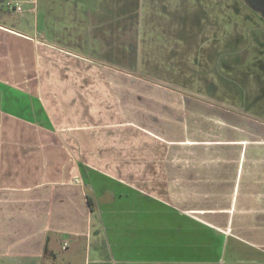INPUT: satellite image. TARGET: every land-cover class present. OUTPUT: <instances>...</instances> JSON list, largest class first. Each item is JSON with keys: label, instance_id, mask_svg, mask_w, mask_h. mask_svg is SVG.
Returning a JSON list of instances; mask_svg holds the SVG:
<instances>
[{"label": "crops", "instance_id": "obj_1", "mask_svg": "<svg viewBox=\"0 0 264 264\" xmlns=\"http://www.w3.org/2000/svg\"><path fill=\"white\" fill-rule=\"evenodd\" d=\"M42 1L0 0V264H264V123L113 63L102 0L54 36Z\"/></svg>", "mask_w": 264, "mask_h": 264}, {"label": "rangeland", "instance_id": "obj_2", "mask_svg": "<svg viewBox=\"0 0 264 264\" xmlns=\"http://www.w3.org/2000/svg\"><path fill=\"white\" fill-rule=\"evenodd\" d=\"M8 2L3 13L25 16L20 14L25 5ZM101 2L98 28L83 16L87 8L78 2L44 0L39 3V30L48 31V36L74 35L90 22L97 24L93 33L100 35L111 25L113 63L122 61L127 71L162 82L168 90L264 123V0L249 5L240 0ZM77 43L75 38L72 48L77 49Z\"/></svg>", "mask_w": 264, "mask_h": 264}, {"label": "flooded vegetation", "instance_id": "obj_3", "mask_svg": "<svg viewBox=\"0 0 264 264\" xmlns=\"http://www.w3.org/2000/svg\"><path fill=\"white\" fill-rule=\"evenodd\" d=\"M240 1L243 2L244 5H245V3H248V5H249L250 2H255L256 3L258 0H240Z\"/></svg>", "mask_w": 264, "mask_h": 264}]
</instances>
